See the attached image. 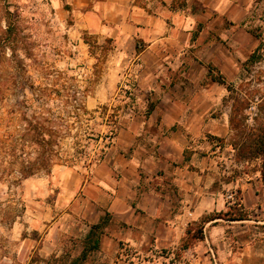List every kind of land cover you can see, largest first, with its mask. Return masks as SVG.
Returning a JSON list of instances; mask_svg holds the SVG:
<instances>
[{"label": "crops", "instance_id": "1", "mask_svg": "<svg viewBox=\"0 0 264 264\" xmlns=\"http://www.w3.org/2000/svg\"><path fill=\"white\" fill-rule=\"evenodd\" d=\"M67 2L79 12L90 9L80 13L71 36L87 31L114 40L120 65L113 88L119 99L130 92L135 108L119 120L101 162L57 172L53 181L64 182L63 198L70 196L72 234L83 221L84 240L108 214L100 254L141 251L148 242L149 252L170 254L200 224L204 239L184 250L192 264H264L256 241L264 228L261 162L249 173L250 162L237 160L229 141L234 105L222 113L227 88L207 77L212 68L233 83L264 43L246 27L252 2ZM62 3L53 0V7L61 12ZM258 64H264V51ZM239 211L247 217L236 219ZM65 229L58 223V231L49 233L42 256L54 255Z\"/></svg>", "mask_w": 264, "mask_h": 264}, {"label": "rangeland", "instance_id": "2", "mask_svg": "<svg viewBox=\"0 0 264 264\" xmlns=\"http://www.w3.org/2000/svg\"><path fill=\"white\" fill-rule=\"evenodd\" d=\"M62 1L59 12L53 0H0V264H62L79 255L86 228L83 221H75L72 234L70 196L63 198L64 182L53 180L59 171H84L101 162L113 142L106 136L117 133L124 113L135 111L130 92L119 99L113 88L120 65L114 40L87 31L71 36L80 13L90 9L79 12ZM250 1L246 27L264 40V0ZM255 65H247L223 100L222 113L234 105V125L252 127L254 118L264 122V64ZM125 68L127 72L130 67ZM35 121L51 142L46 152L29 131ZM233 130L231 144L239 141L243 127ZM258 161L250 162L249 173ZM58 223L67 229L54 255L42 256L43 243ZM200 227L192 226V234ZM258 232L256 241L264 256V228ZM192 234L170 254L149 252L148 242L141 251L133 247L112 255L95 252L88 261L192 264L193 256L183 249L184 242L195 243Z\"/></svg>", "mask_w": 264, "mask_h": 264}, {"label": "trees", "instance_id": "3", "mask_svg": "<svg viewBox=\"0 0 264 264\" xmlns=\"http://www.w3.org/2000/svg\"><path fill=\"white\" fill-rule=\"evenodd\" d=\"M263 51L264 43H261L256 49V51L251 55L247 64L253 65L262 61ZM207 77L211 81L225 86L229 92L233 91L232 85L226 81L225 77L221 74L214 73L212 68L209 69ZM244 121L246 122V119H244ZM232 127L233 129L235 128L237 130L242 129L243 127L242 133L239 134V141H236L234 144H232L233 149H235L237 153V160L242 162H251L253 160H259L261 162V175L262 180L264 182V122H262L260 118H254V125L252 127H248L244 126L242 122H238L236 125H234L233 120ZM29 131L33 132L32 139H34L35 143L40 145L46 152L48 150V146H51V142L47 141L44 138L45 128L43 127V125L36 121L35 123L31 122ZM111 133L112 134L110 136H107L110 138V142H112L116 135L114 132ZM218 141L222 142L221 139H218ZM109 145L110 144H108L107 147ZM101 159H103V156H101ZM245 217H247V215L243 211L238 212V214L235 216L236 219L240 220L245 219ZM110 223L111 219L109 215L106 214L103 218H101V221L98 224L91 226L89 233L83 240V250L81 251L80 255L75 258H72L68 263L66 261H62V264H84L86 261H88L89 257L100 249L102 236L105 234V231L107 227H109ZM191 234L192 231L191 228H189L187 236H190ZM203 239L204 232L203 228L200 227L192 234V240L195 242L193 245ZM193 245H189L184 242L183 249H188L190 248V246Z\"/></svg>", "mask_w": 264, "mask_h": 264}, {"label": "built area", "instance_id": "4", "mask_svg": "<svg viewBox=\"0 0 264 264\" xmlns=\"http://www.w3.org/2000/svg\"><path fill=\"white\" fill-rule=\"evenodd\" d=\"M112 133H110L109 135L107 136H110ZM106 136V140L110 142V138Z\"/></svg>", "mask_w": 264, "mask_h": 264}]
</instances>
